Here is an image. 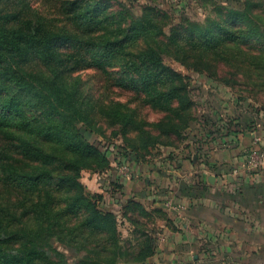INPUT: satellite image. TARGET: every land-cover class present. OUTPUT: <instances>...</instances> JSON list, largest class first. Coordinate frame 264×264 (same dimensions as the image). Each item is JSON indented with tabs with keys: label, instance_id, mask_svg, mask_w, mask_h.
Listing matches in <instances>:
<instances>
[{
	"label": "trees",
	"instance_id": "1",
	"mask_svg": "<svg viewBox=\"0 0 264 264\" xmlns=\"http://www.w3.org/2000/svg\"><path fill=\"white\" fill-rule=\"evenodd\" d=\"M49 2L50 17H40L22 0H0V264H71L53 240L85 253L74 264H118L127 256L126 264H149L152 247H121L115 216L89 202L78 183L85 160L105 164L107 159L77 128L85 122L76 101L82 85H69L66 73L105 72L106 59L116 55L120 72L133 81L114 84L145 96L147 105L164 114L153 125L158 134L151 135L150 146L178 148L193 102L185 76L169 68L163 54L174 56L169 48L186 36L177 32L166 40L148 39L160 23L151 15L137 17L123 5L115 9L113 0ZM248 5L241 14L249 13ZM235 10L226 11L218 25L221 30L231 24L229 36L217 41L223 47L243 29ZM43 117L56 120L39 125ZM76 189L80 194L73 195Z\"/></svg>",
	"mask_w": 264,
	"mask_h": 264
},
{
	"label": "rangeland",
	"instance_id": "2",
	"mask_svg": "<svg viewBox=\"0 0 264 264\" xmlns=\"http://www.w3.org/2000/svg\"><path fill=\"white\" fill-rule=\"evenodd\" d=\"M22 1L35 15L50 17L47 11L53 8L49 0ZM245 3L249 4L246 6L249 13L241 14ZM113 4L115 9L120 8L119 5L125 6L122 9L140 18L153 16L160 25L146 35L148 39L159 35L166 40L177 32L186 36L177 46L169 48L174 56L163 54L164 63L185 76L193 102L190 126L178 148L186 147L188 141L197 144L200 138L215 142L227 134L225 128L231 120L219 111L220 108L224 112L220 103L222 96L231 93L234 97H248L256 104L264 105V0H113ZM257 6L262 7L255 8ZM231 7L239 11L237 19L244 21L240 24L243 29L230 41L232 45L223 47L217 41L222 42L229 36L231 24L221 30L218 25L224 22V14ZM228 19L232 23L238 21ZM189 26H192V32H188ZM207 31H210L209 37L205 35ZM193 36L200 39L193 42ZM239 43L241 48L233 47ZM210 45L213 47L209 50ZM106 61L105 72L87 68L66 73L69 85L74 82L82 85L76 101L80 103L85 122L77 128L107 159L105 164L96 158L85 160L84 167L78 172V183L89 202L103 213L115 216L121 247L137 251L148 244L153 252L147 261L149 264H181L178 253L167 242L170 233L165 227L175 230L174 224L168 222L173 223L165 210L168 209L164 206L167 202L162 201L163 208L153 209L146 200H142V205L134 201V197L124 195L125 192L127 195L133 193L134 186L128 187L127 183L139 180L138 168L145 167L155 156L163 157L162 152L156 151L159 147L150 145L151 135L158 134L153 125L164 114L147 105L145 96L136 97L132 91L119 89L114 83H129L133 78L120 72L123 70L118 68L120 60L116 55H110ZM48 120L52 119L43 117L38 123L44 125L49 123ZM124 167L128 170H123ZM76 194H80L78 189L74 190L73 195ZM172 205V210H178L177 205ZM53 245L71 264L85 256L66 242L53 240ZM128 259V256L124 257L117 263L126 264Z\"/></svg>",
	"mask_w": 264,
	"mask_h": 264
},
{
	"label": "crops",
	"instance_id": "3",
	"mask_svg": "<svg viewBox=\"0 0 264 264\" xmlns=\"http://www.w3.org/2000/svg\"><path fill=\"white\" fill-rule=\"evenodd\" d=\"M222 97L219 111L231 120L227 134L157 148L163 157L138 168L139 180L127 183L133 193L124 195L153 209L177 205L165 209L175 226L165 230L181 264H264V175L244 168L246 152L264 148V105Z\"/></svg>",
	"mask_w": 264,
	"mask_h": 264
},
{
	"label": "built area",
	"instance_id": "4",
	"mask_svg": "<svg viewBox=\"0 0 264 264\" xmlns=\"http://www.w3.org/2000/svg\"><path fill=\"white\" fill-rule=\"evenodd\" d=\"M245 171L250 174H262L264 175V148L255 146L249 149L245 155ZM123 170L127 171L128 168L124 167ZM235 174L239 173V169L234 171ZM166 207L172 209L174 206L171 202L165 203Z\"/></svg>",
	"mask_w": 264,
	"mask_h": 264
}]
</instances>
